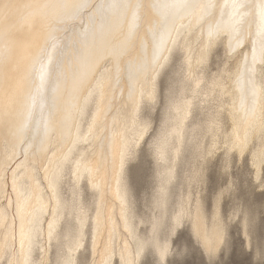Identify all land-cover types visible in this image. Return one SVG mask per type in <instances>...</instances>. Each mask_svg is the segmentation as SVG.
<instances>
[{
  "label": "bare ground",
  "instance_id": "bare-ground-1",
  "mask_svg": "<svg viewBox=\"0 0 264 264\" xmlns=\"http://www.w3.org/2000/svg\"><path fill=\"white\" fill-rule=\"evenodd\" d=\"M262 5L0 0V264H80L85 250L88 264H140L149 250L166 264L186 221L214 256L222 191L208 218L193 187L216 155L227 169L247 154L260 178ZM160 99L146 145L154 190L139 211L142 179L129 172L143 167ZM248 221L245 208L247 244Z\"/></svg>",
  "mask_w": 264,
  "mask_h": 264
},
{
  "label": "rangeland",
  "instance_id": "rangeland-1",
  "mask_svg": "<svg viewBox=\"0 0 264 264\" xmlns=\"http://www.w3.org/2000/svg\"><path fill=\"white\" fill-rule=\"evenodd\" d=\"M216 51L221 56V49L217 48ZM176 63H179V57ZM210 68L215 69L216 65L213 63ZM160 103L161 99L156 106L152 126L141 146L143 167L139 171L131 168L129 172L130 175L142 179V185L134 190L136 209L139 211L145 210L142 199H148L154 190L152 178L154 161L148 155L146 145L159 127ZM222 164L221 156H214L207 165L204 185L194 184L193 188L194 191H199V195L204 200L208 218L213 211L214 198L219 191H222L221 217L227 224L223 243L216 254L210 256L204 251L199 240L192 235L189 221H186L171 236L172 250L166 259V264H264V167L260 178L255 180L247 154L240 161L233 156L227 169H222ZM245 208L248 210V229L251 230L248 236L249 244L241 223ZM143 230H146V226ZM152 253L151 250L147 251L140 264H156L155 255ZM83 257L80 264H88L87 250L84 251ZM113 264L118 263L115 261Z\"/></svg>",
  "mask_w": 264,
  "mask_h": 264
},
{
  "label": "snow or ice",
  "instance_id": "snow-or-ice-1",
  "mask_svg": "<svg viewBox=\"0 0 264 264\" xmlns=\"http://www.w3.org/2000/svg\"><path fill=\"white\" fill-rule=\"evenodd\" d=\"M261 7L264 8V5H262Z\"/></svg>",
  "mask_w": 264,
  "mask_h": 264
}]
</instances>
